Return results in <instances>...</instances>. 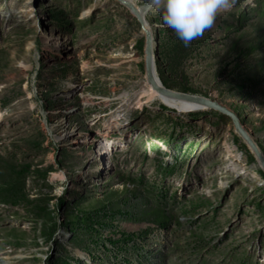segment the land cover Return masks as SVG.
<instances>
[{"label": "rangeland", "instance_id": "rangeland-1", "mask_svg": "<svg viewBox=\"0 0 264 264\" xmlns=\"http://www.w3.org/2000/svg\"><path fill=\"white\" fill-rule=\"evenodd\" d=\"M134 1L162 84L264 154V0L187 47ZM145 48L118 0H0V264H264L260 161L229 116L148 97Z\"/></svg>", "mask_w": 264, "mask_h": 264}, {"label": "clouds", "instance_id": "clouds-1", "mask_svg": "<svg viewBox=\"0 0 264 264\" xmlns=\"http://www.w3.org/2000/svg\"><path fill=\"white\" fill-rule=\"evenodd\" d=\"M148 7L159 13L165 25L187 47L210 28L216 15L230 7L229 0H150Z\"/></svg>", "mask_w": 264, "mask_h": 264}, {"label": "water", "instance_id": "water-1", "mask_svg": "<svg viewBox=\"0 0 264 264\" xmlns=\"http://www.w3.org/2000/svg\"><path fill=\"white\" fill-rule=\"evenodd\" d=\"M120 3L128 7L139 20L143 31L146 34V48H145V69L146 76L149 84L152 88L158 93L159 96L169 97L174 101H186L194 105H201V107H208L214 110H217L232 119L235 130L243 137V139L250 145L258 160L260 161L261 166L264 169V154L258 147L256 140L251 136L246 126L242 122L240 116L235 110L227 106L226 104L221 103L220 101L200 95L193 94L188 92H181L174 89H170L162 84L159 77L156 74L155 66V57L152 55V47L157 48V41L154 38L152 30L147 27L144 14L138 9V5L134 0H118ZM157 56V50H155Z\"/></svg>", "mask_w": 264, "mask_h": 264}, {"label": "bare ground", "instance_id": "bare-ground-1", "mask_svg": "<svg viewBox=\"0 0 264 264\" xmlns=\"http://www.w3.org/2000/svg\"><path fill=\"white\" fill-rule=\"evenodd\" d=\"M80 2V1H79ZM138 9L144 14V10L142 8H140L138 6ZM147 27L148 24H147ZM154 49V47H152V50ZM152 87H150V89L148 90V97H153L155 95V90ZM158 95V94H157ZM159 96V95H158ZM165 103H167L168 105L171 106H176L179 108H191V109H195V108H200L201 105H194L192 103L186 102V101H174L173 99H170L169 97H165V96H159ZM154 98V97H153ZM152 98V99H153ZM9 261H7L8 263Z\"/></svg>", "mask_w": 264, "mask_h": 264}, {"label": "trees", "instance_id": "trees-1", "mask_svg": "<svg viewBox=\"0 0 264 264\" xmlns=\"http://www.w3.org/2000/svg\"><path fill=\"white\" fill-rule=\"evenodd\" d=\"M159 55H160V53H159V51H158V49H157V57H159ZM158 59V58H157ZM159 60V59H158Z\"/></svg>", "mask_w": 264, "mask_h": 264}]
</instances>
